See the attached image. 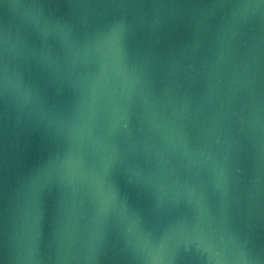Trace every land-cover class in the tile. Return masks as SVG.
<instances>
[{"label": "water", "instance_id": "1", "mask_svg": "<svg viewBox=\"0 0 264 264\" xmlns=\"http://www.w3.org/2000/svg\"><path fill=\"white\" fill-rule=\"evenodd\" d=\"M0 260L264 264V0H0Z\"/></svg>", "mask_w": 264, "mask_h": 264}, {"label": "snow or ice", "instance_id": "2", "mask_svg": "<svg viewBox=\"0 0 264 264\" xmlns=\"http://www.w3.org/2000/svg\"><path fill=\"white\" fill-rule=\"evenodd\" d=\"M120 6H124V5H120ZM0 264H3V261L2 260H0Z\"/></svg>", "mask_w": 264, "mask_h": 264}]
</instances>
